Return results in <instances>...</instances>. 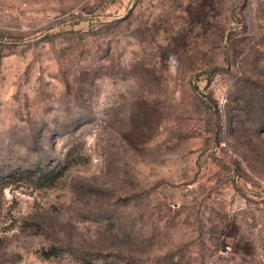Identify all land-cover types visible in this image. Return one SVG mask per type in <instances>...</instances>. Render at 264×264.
I'll return each mask as SVG.
<instances>
[{"label": "rangeland", "instance_id": "obj_1", "mask_svg": "<svg viewBox=\"0 0 264 264\" xmlns=\"http://www.w3.org/2000/svg\"><path fill=\"white\" fill-rule=\"evenodd\" d=\"M0 264H264V0H0Z\"/></svg>", "mask_w": 264, "mask_h": 264}]
</instances>
